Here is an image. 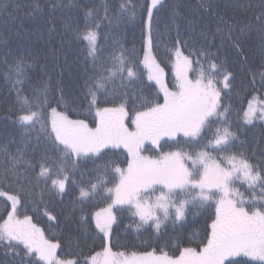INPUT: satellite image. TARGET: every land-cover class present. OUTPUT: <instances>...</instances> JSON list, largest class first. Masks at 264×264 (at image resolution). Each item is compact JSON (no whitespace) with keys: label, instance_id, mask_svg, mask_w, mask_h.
Wrapping results in <instances>:
<instances>
[{"label":"snow or ice","instance_id":"1","mask_svg":"<svg viewBox=\"0 0 264 264\" xmlns=\"http://www.w3.org/2000/svg\"><path fill=\"white\" fill-rule=\"evenodd\" d=\"M162 4L163 0H144L139 7V14L146 15L142 57L129 59L127 50L120 46L106 58L110 61L107 66L95 63L99 58L101 22L93 25L90 20L98 9L85 7L78 0H68L64 6L79 7L83 12L84 27L66 25L65 31L83 46L85 59L93 62L94 74L87 83L88 103L82 119H74L71 111H58L63 96L49 97L47 85L35 90L31 99L17 93L16 122L26 130L39 126L32 152H37L41 138L47 144L35 160L26 158L20 149L9 153L7 148H0L8 156V164L0 170V198H4L5 205V215H0V248L18 257L19 264H98L101 253L86 257L82 251H69L61 256L64 249L58 240L47 238L27 214L20 218L28 210V198L38 195L44 215L49 221H58L44 203V196L48 193L50 198L62 199L69 184L79 188L77 199L81 204L91 203L98 192L104 193L102 199L107 206L91 214L98 235L102 234L99 238L106 242L104 264H225L229 257L239 256L264 262V160L253 163L252 157L240 151L235 143L239 137L231 130L232 107L222 104V93L231 92L234 75L223 63L215 62L216 54L208 48L189 49L188 42L179 39L167 49V61L159 60L152 21ZM60 7L61 0H50V12ZM260 8L256 23L249 21L240 27L236 39L232 38V25L216 28V33L223 34L222 39L226 36L245 62L241 40L246 30L255 28L264 39V0ZM42 12L43 8L36 4L32 14ZM136 15L135 5L129 7L121 2L112 16L104 6L103 19L109 25L113 20L119 24ZM49 23L50 31L55 32L51 16ZM25 67L26 61L20 58L12 71L20 76ZM261 67L264 69V64ZM116 81L120 82L119 88ZM125 81L140 82L142 93L146 90L148 95L130 97L124 90ZM251 83L254 94L247 106L236 113V122L264 126V70L253 73ZM89 116L94 127L87 122ZM165 146L168 151L163 150ZM119 149L126 150V167L115 159H105L109 152L121 154L115 151ZM146 152L156 155H145ZM83 160H91L97 172L96 182L89 181L87 187L75 179ZM238 184L245 188L244 192ZM192 204L205 211L214 209L208 217L211 222L205 239L197 246L181 248L177 243L179 255L175 256L158 242L156 248L140 254L113 251L111 240L118 211L138 218V222L126 227L139 232L149 226L159 234L166 221L171 219L176 224L186 220ZM82 219L88 220V216Z\"/></svg>","mask_w":264,"mask_h":264},{"label":"trees","instance_id":"2","mask_svg":"<svg viewBox=\"0 0 264 264\" xmlns=\"http://www.w3.org/2000/svg\"><path fill=\"white\" fill-rule=\"evenodd\" d=\"M52 3L55 0H51ZM121 2L129 7L135 5L137 15L134 19L125 18L119 24L113 20L111 25L104 20V6L109 8V16L119 7ZM262 0H163L158 12H154L152 30L154 42L157 44L156 52L159 60L167 61L166 51L177 39L188 42V48H208L215 53V62L223 63L225 68L234 75L231 92L225 90L222 93V104L232 107L231 119L234 121L232 131L237 133L239 139L235 142L240 146V151L252 157L253 163L264 160V126L259 123L245 125L236 122V113L242 107L247 106V100L253 93L251 83L253 73H258L264 64V39L255 28L246 30V35L241 40L243 57L226 36L217 34L216 28L226 29L233 26L232 38L239 36V29L251 21L256 23L255 17L260 15ZM50 0H0V148H7L9 153H16L17 149L25 152L26 158L35 160L47 147L46 142L41 138L40 147L34 154L33 147L36 145V137L39 134V126L36 129L21 127L16 122V112L19 107L17 93L27 96L29 99L34 95L35 90H43L48 86V95L52 98L63 96V102L58 111H71L73 118H84L87 108V83L89 77L93 76L94 68L91 59H85L86 52L82 45H78L70 39L65 26L75 28L84 27L85 20L83 12L79 7H64L68 0H61V7L55 12L49 11ZM79 4L88 8H96L98 12L91 18L93 25L96 21L101 22L98 29L100 33L98 59L96 65L105 63L113 48L122 46L129 59L142 57V46L145 38L146 15L139 14V7L144 0H78ZM43 8L42 13H35V5ZM7 5V7H5ZM250 5V6H249ZM55 19L56 31H50L49 17ZM222 18V19H221ZM179 34V35H178ZM207 37V39H206ZM135 50V51H133ZM23 58L26 67L22 75L17 76L12 69L16 61ZM168 79L171 80V72ZM17 80L20 82L17 83ZM146 80V76H145ZM259 77L257 75V91ZM119 88V81H116ZM112 85H109L111 88ZM143 85L138 81L131 83L125 81L124 90L130 97L141 95ZM153 89V93H154ZM143 95H148L146 90ZM162 102V101H161ZM66 105L67 107H65ZM53 106H56L53 104ZM75 113H79L76 115ZM242 115V113H241ZM89 126L95 124L91 116L88 117ZM163 144V141L161 142ZM25 144L28 145L25 148ZM168 151V147L163 148ZM119 155L109 152L105 159H115L120 166H126L127 153L124 149L115 150ZM155 156L154 152H146ZM8 164V156L0 152V170ZM81 173H84L81 177ZM97 172L91 160H83L75 172L77 184L87 187L89 181L96 182ZM111 186V185H108ZM241 192L245 191L244 187ZM79 188L69 184L67 192L61 197L50 198L45 193L44 203L52 210V214L58 217V221H49L44 215V208L41 206L39 196L29 197L27 212L21 213L20 218L27 214L32 217V222L40 227L47 238L58 240L64 251L61 256L71 251L74 253L83 252L84 256H91L95 253H103V246L106 242L101 241L98 230L95 229L91 214L107 206L98 192L91 203H84L77 199ZM247 195V193H245ZM34 199V203H33ZM4 198H0V215H5ZM214 209H205L196 204L188 206L186 220L173 224L168 220L157 234L151 227L145 226L139 232L127 225H134L138 218L131 216L129 212L118 211L117 224L113 226L114 234L111 240L113 251H125L128 254L133 252L140 254L151 251L157 247V242L169 255H179L176 245L179 247H195L201 240L205 239L207 225L210 224L208 217ZM88 216V220H83ZM238 264H264L259 260L250 257H229V262ZM0 264H19V258L5 254L0 248Z\"/></svg>","mask_w":264,"mask_h":264},{"label":"rangeland","instance_id":"3","mask_svg":"<svg viewBox=\"0 0 264 264\" xmlns=\"http://www.w3.org/2000/svg\"><path fill=\"white\" fill-rule=\"evenodd\" d=\"M253 103L255 104V101H253ZM145 155H149L147 153H145ZM126 167V166H125ZM106 207V206H105ZM99 211V210H98ZM40 228V227H39ZM104 256H103V253L100 255V256H97V261H98V264H104Z\"/></svg>","mask_w":264,"mask_h":264}]
</instances>
